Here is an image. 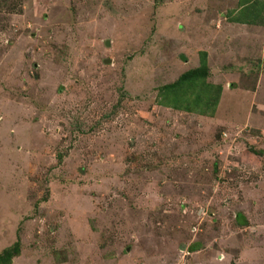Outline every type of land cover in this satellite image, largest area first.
I'll use <instances>...</instances> for the list:
<instances>
[{
    "label": "rangeland",
    "instance_id": "1",
    "mask_svg": "<svg viewBox=\"0 0 264 264\" xmlns=\"http://www.w3.org/2000/svg\"><path fill=\"white\" fill-rule=\"evenodd\" d=\"M243 2L0 0L11 264H264V0ZM197 66L216 109L164 105Z\"/></svg>",
    "mask_w": 264,
    "mask_h": 264
},
{
    "label": "trees",
    "instance_id": "2",
    "mask_svg": "<svg viewBox=\"0 0 264 264\" xmlns=\"http://www.w3.org/2000/svg\"><path fill=\"white\" fill-rule=\"evenodd\" d=\"M259 0H246L243 2L241 7L246 9L250 6L258 5ZM263 1V0H262ZM243 9V10H244ZM250 11V8L248 9ZM234 21L247 22V19L243 17H235ZM251 23H261L264 24V18L261 21H258L256 18H253ZM205 52V53H203ZM203 62L205 64L208 63V53L206 55V51H203ZM201 53V54H202ZM206 55V56H205ZM206 57V59H205ZM210 72L207 67L202 68L201 66H197L193 69H189L178 78V80L173 83L166 84V90L161 89L160 92L165 100L162 102L164 105L174 108H184L190 111L196 110L198 113H204L208 110L214 111L219 104L221 93H222V84H211L206 83L205 78L209 76ZM188 81V86L190 90L196 89L193 95L187 97V101L182 105H178L174 102L175 98H179V94L176 89H174V84L177 86L183 87ZM187 92H184L186 94ZM167 98V99H166ZM20 253V244L19 240L15 242L12 246L5 248L0 253V264H11L13 257Z\"/></svg>",
    "mask_w": 264,
    "mask_h": 264
},
{
    "label": "water",
    "instance_id": "3",
    "mask_svg": "<svg viewBox=\"0 0 264 264\" xmlns=\"http://www.w3.org/2000/svg\"><path fill=\"white\" fill-rule=\"evenodd\" d=\"M107 45H108V46L110 45V42H109V41H107Z\"/></svg>",
    "mask_w": 264,
    "mask_h": 264
}]
</instances>
